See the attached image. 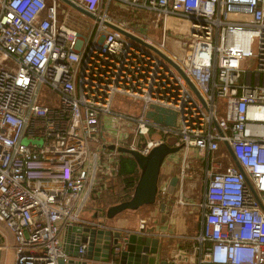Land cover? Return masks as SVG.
I'll return each mask as SVG.
<instances>
[{"label": "built area", "instance_id": "built-area-1", "mask_svg": "<svg viewBox=\"0 0 264 264\" xmlns=\"http://www.w3.org/2000/svg\"><path fill=\"white\" fill-rule=\"evenodd\" d=\"M70 1L95 16L86 33L56 0H0V222L12 236L7 244L0 233V247L12 248V264H66L65 229L87 219L85 202L117 174V148L146 154L162 142L183 153L180 180L194 174L189 149L205 154L198 264H264V0ZM110 2L154 11L153 34L114 21ZM117 94L138 99L137 112L114 111ZM151 106L174 112L173 124L148 118ZM220 143L258 199L234 164L211 159ZM86 246L84 264H122L86 259Z\"/></svg>", "mask_w": 264, "mask_h": 264}, {"label": "water", "instance_id": "water-1", "mask_svg": "<svg viewBox=\"0 0 264 264\" xmlns=\"http://www.w3.org/2000/svg\"><path fill=\"white\" fill-rule=\"evenodd\" d=\"M64 1L84 15L92 18L95 17L93 14L77 6L74 2L70 0ZM107 24L121 33L131 36L141 43H144L138 37L133 36L113 23L107 22ZM147 46H150L157 53H159V50L155 49L151 45ZM185 79L198 95L197 90L189 79L187 77H185ZM145 114L148 118L157 122L163 121L168 124H173L174 122V112L159 106H151ZM225 146L231 155L234 165L242 172L241 167L233 158V155L226 143ZM178 149L179 146H171L165 142L151 147L146 154H140L135 150L121 146L117 148V150L121 153H129L139 169L138 178L133 186L131 195L128 199L108 205L103 211L94 209L95 211L92 212L84 222L66 227L64 232V248L68 254L66 264H84V259L79 258V254H77V247L81 241L87 242L84 258L108 261L112 255H116V253H111V249L117 245V241L121 236H123L121 239V246L118 248L117 252L119 263L155 264V257L158 252V235H151L153 232L150 229L146 231H138L120 227H111L106 225V220L110 219L113 215L123 209H135L142 204L152 203L155 200L157 192V178L161 163L167 154L177 151ZM243 177L254 198L258 199L256 192L253 190L244 173ZM259 204L261 209L264 211V207L260 201ZM161 206L163 207V203H161ZM123 231L126 232V234H124ZM1 243L2 241L0 237V245ZM1 255L2 248H0V261ZM158 263L166 264V261L159 260Z\"/></svg>", "mask_w": 264, "mask_h": 264}, {"label": "rangeland", "instance_id": "rangeland-1", "mask_svg": "<svg viewBox=\"0 0 264 264\" xmlns=\"http://www.w3.org/2000/svg\"><path fill=\"white\" fill-rule=\"evenodd\" d=\"M106 9H107V13L111 16V18L114 21H120L121 23L129 22L127 23V25L136 28L140 33L146 36H150L153 34L154 29L152 28V25L158 21L157 16L154 11H151V10H148L142 7L121 8L117 5H114L112 2H110ZM61 10H64L65 12H67V14L70 17L69 19L70 24L77 27L79 32L81 33L87 32V29L89 26L88 24L92 20L89 16L84 15L80 11L76 10L75 8L70 6L68 3H66L64 0H56V12L58 13V15L61 14ZM74 16L76 17L74 18ZM182 40L187 41L188 37H186L185 35L182 38ZM167 43L169 47L175 46V40L172 39L171 37L168 38ZM252 65L253 63L249 62L247 64V67H251ZM216 103H217L216 116L217 118H219L223 114L224 107L221 104V99L219 97H217ZM139 106H140V101L138 99L134 97H128V96L118 95V94L115 95L113 99V103H112V109L114 111H121L124 108H128L130 111L129 110L127 111L131 113H136ZM160 124L167 125L168 123L161 121ZM101 130L102 132H108V134H110V137L106 138V142L108 143H105V144L109 149H114L115 146L113 144V140L116 138L115 133L112 131L111 128H109L108 126H104L103 124L101 125ZM172 134L173 133H169L165 136V140L167 143H170L171 137L173 136ZM23 141H25V139ZM33 142L35 144H41L40 137H35ZM89 145L91 147H95V146H98L99 144L95 141L90 140ZM193 151L194 150H189L188 154L185 156L184 164H185L186 170L189 168V163L192 161H194L195 163L194 167L199 170V166L201 162L200 158L202 157V155L196 156V153ZM182 155L183 153L181 150H177V151L171 152L166 155V156H169V158L174 156L177 159L176 161L173 162V165H172L173 170L174 169L178 170ZM210 157L213 160H219L221 162L222 165L219 167V169H223L227 164H234L232 163L230 159V156H229V153L226 147L223 146L222 143H220L219 147L210 154ZM164 160L166 161L167 159H164ZM164 160L161 165H163ZM213 169H216V168L214 167ZM182 189L184 193L182 204H177L174 202V198L176 197L175 193L171 194V197H168V194H167L166 195L167 197H165V199L162 202H159L158 200L159 192H157L155 196V200L152 203L142 204L135 209H123L120 212L113 215L111 219L120 218L126 213L128 214V213L134 212L136 216L141 215L145 217L147 224H150V222L153 224V222L155 221L154 215H157V213L160 214V212L162 211L161 203L163 204L170 203L169 204L171 205L170 210L173 216L172 223H174L176 226L175 235L177 234V231H178V224H181V222L183 221L185 222V225L182 229L183 232L185 234L192 235L196 231V224L198 221L199 210H200V207L198 204L199 195H200V185L197 180V177L194 176V178L192 179L184 178L183 183H182ZM258 194L260 195V197L263 198V203H264V195L260 193ZM95 196L96 194L93 192L90 196V199H88L85 202L84 207H83L84 211H87V209L91 210L93 208L99 207L98 202L100 198L95 200L96 198H98ZM96 204L98 206H95ZM174 211H176V213ZM84 213L85 212H83V214ZM160 221L161 220L159 219V222ZM0 233L2 234L3 241L7 244H10L9 235L6 229L2 225H0ZM164 239L166 240L167 244H170L173 238L165 237ZM8 249H10L9 251L12 250L11 247H9Z\"/></svg>", "mask_w": 264, "mask_h": 264}, {"label": "crops", "instance_id": "crops-1", "mask_svg": "<svg viewBox=\"0 0 264 264\" xmlns=\"http://www.w3.org/2000/svg\"><path fill=\"white\" fill-rule=\"evenodd\" d=\"M189 150H194V149H189ZM193 152L196 153V156L202 155V157L200 158L201 162H200L199 170L194 167L195 164L194 161L190 162L191 169L193 170L194 174H191V176L185 175L182 177L181 180L177 176L178 170L172 169V165L173 162L176 161V157L172 156L169 158V156H166L164 159L167 160L165 161L163 159L164 163L163 165L160 166L159 174L157 178V192H159V198H158L159 202H162L165 199V197H167L166 196L167 194L168 197H171V194L175 193L176 197L174 198V202L177 204H182L183 196H184L182 189L183 180L184 178L192 179L195 176L197 177V180L200 185V195H199L198 204L201 209L200 206V203L202 201L201 174L205 164V154L204 153L198 154L197 150H194ZM229 156L232 161L230 154ZM220 165H222L221 162ZM227 165H232V164H227ZM179 198L181 202L178 200ZM97 199L98 198H96L95 200ZM169 204H163L162 211L160 212V214L157 213V215H154L155 221L153 222V224L151 222L150 224H147L145 217L141 215L136 216L133 212L128 214L126 213L120 218L107 219L106 225H109L111 227H120L128 230H137L139 220L144 219V228H147V230L150 229L153 232L151 235H158V252L156 253V257H155V262H154L155 264H159L158 263L159 260L166 261V264H198V259H197L198 242L196 240V234L199 232L200 229V210H199L198 221L196 224V231L192 235L185 234L182 230L185 225V222L183 221L181 222V224H178V231L177 234L175 235L176 226L174 223H172L173 216L170 210L171 205ZM98 205L96 204L95 206ZM94 209H97L98 211L104 210L103 208L98 209V207L93 208L91 210L87 209V211H84L85 212L84 215L89 217V215H91V213L95 211ZM174 212L176 213V211ZM159 219L161 220L160 222ZM165 237L173 238L170 244H167L166 240L164 239ZM9 250L10 249L8 248L7 249L2 248L0 264H12L13 252L12 250L11 251ZM111 259L114 261H118V256L112 255Z\"/></svg>", "mask_w": 264, "mask_h": 264}, {"label": "trees", "instance_id": "trees-1", "mask_svg": "<svg viewBox=\"0 0 264 264\" xmlns=\"http://www.w3.org/2000/svg\"><path fill=\"white\" fill-rule=\"evenodd\" d=\"M138 174L139 169L131 155L121 153L119 155L117 174L103 181L105 182V187L96 196L98 199L100 198L98 202L100 204L99 207L104 209L108 205L128 199L138 178ZM99 207L98 209H101ZM0 225L6 229L10 238L9 241H11L12 236L10 230L2 222H0Z\"/></svg>", "mask_w": 264, "mask_h": 264}, {"label": "flooded vegetation", "instance_id": "flooded-vegetation-1", "mask_svg": "<svg viewBox=\"0 0 264 264\" xmlns=\"http://www.w3.org/2000/svg\"><path fill=\"white\" fill-rule=\"evenodd\" d=\"M120 7H121V8H125L123 4H122Z\"/></svg>", "mask_w": 264, "mask_h": 264}]
</instances>
